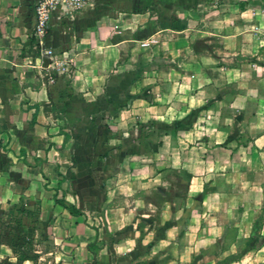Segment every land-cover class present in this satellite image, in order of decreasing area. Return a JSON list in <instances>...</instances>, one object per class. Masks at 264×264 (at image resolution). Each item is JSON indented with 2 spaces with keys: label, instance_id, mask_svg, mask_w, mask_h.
<instances>
[{
  "label": "crops",
  "instance_id": "crops-1",
  "mask_svg": "<svg viewBox=\"0 0 264 264\" xmlns=\"http://www.w3.org/2000/svg\"><path fill=\"white\" fill-rule=\"evenodd\" d=\"M36 1L0 0V218L36 248L0 264H264V0L57 6L60 71Z\"/></svg>",
  "mask_w": 264,
  "mask_h": 264
},
{
  "label": "built area",
  "instance_id": "built-area-1",
  "mask_svg": "<svg viewBox=\"0 0 264 264\" xmlns=\"http://www.w3.org/2000/svg\"><path fill=\"white\" fill-rule=\"evenodd\" d=\"M87 0H37L35 4V25L33 28V38L41 55L49 58L50 62L46 68L51 71H60L63 67V60L61 55L56 54L52 49L45 47L46 38L50 32V20L53 10L57 6H64L70 12H75L81 9ZM39 67L45 68L44 65L39 64Z\"/></svg>",
  "mask_w": 264,
  "mask_h": 264
},
{
  "label": "rangeland",
  "instance_id": "rangeland-1",
  "mask_svg": "<svg viewBox=\"0 0 264 264\" xmlns=\"http://www.w3.org/2000/svg\"><path fill=\"white\" fill-rule=\"evenodd\" d=\"M36 205L34 209L35 211L24 213L26 215L27 222L36 221L34 220V217H37ZM19 221H22V214L20 212L18 214H16L14 211L6 213L0 218V235L3 238H12L15 243L14 247L20 249L19 252L21 251V253L24 252L34 254V250L36 249L34 243L32 241H29L27 237L18 234V229H16V227L18 226ZM12 234H14L13 237Z\"/></svg>",
  "mask_w": 264,
  "mask_h": 264
},
{
  "label": "trees",
  "instance_id": "trees-1",
  "mask_svg": "<svg viewBox=\"0 0 264 264\" xmlns=\"http://www.w3.org/2000/svg\"><path fill=\"white\" fill-rule=\"evenodd\" d=\"M57 203L62 205L64 208H66L71 214L73 215H80L82 212L80 209H78L74 204L66 202L64 199H57ZM21 224V221L18 222V225ZM20 249L15 248V253L19 257V259H26V253L21 251L19 252Z\"/></svg>",
  "mask_w": 264,
  "mask_h": 264
}]
</instances>
